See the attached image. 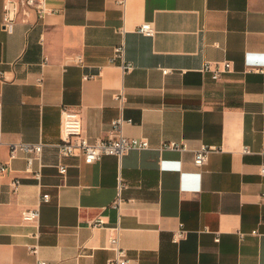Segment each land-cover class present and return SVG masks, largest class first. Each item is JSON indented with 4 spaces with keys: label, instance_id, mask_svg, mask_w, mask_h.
<instances>
[{
    "label": "crops",
    "instance_id": "crops-1",
    "mask_svg": "<svg viewBox=\"0 0 264 264\" xmlns=\"http://www.w3.org/2000/svg\"><path fill=\"white\" fill-rule=\"evenodd\" d=\"M3 2L0 264H109L116 226L133 264H264V0H46L52 12L23 8L11 31ZM121 43L127 71L111 60ZM205 61L231 66L213 78ZM63 104L90 139L117 135L121 116V132L149 146L92 163L61 155ZM168 140L186 149H161ZM17 142L43 143L40 179L22 152L9 157ZM201 144L219 149L197 167Z\"/></svg>",
    "mask_w": 264,
    "mask_h": 264
},
{
    "label": "built area",
    "instance_id": "built-area-1",
    "mask_svg": "<svg viewBox=\"0 0 264 264\" xmlns=\"http://www.w3.org/2000/svg\"><path fill=\"white\" fill-rule=\"evenodd\" d=\"M116 3L121 6H125L126 0H115ZM28 8L35 11L38 18L43 17L45 14L52 12L46 5V0H4L3 2V15H2V26L5 30L11 31L13 24L16 21L18 13L23 9ZM138 29L146 35L154 36L156 30L151 21H144L139 26ZM125 47L124 43L118 44L113 48V53L111 60L119 58L122 62L123 70L127 71L133 66L130 62L125 60ZM74 61L77 64H83V58L80 54L74 56ZM231 63L229 61H223L221 65L216 62L215 66L211 61H205L202 67L203 71H210L213 78H218L222 71H226L230 68ZM164 73L169 72V68H163ZM85 78L89 77L84 75ZM38 81L41 80L40 77L37 78ZM118 99L122 100V94L116 96ZM2 106V101L0 99V109ZM123 117H118L112 120V126L118 131L115 136L103 138L96 137L90 139L86 134H84L82 129V121L80 113L75 108L63 104L61 106V136L60 140L56 143L58 151L61 155H81L84 162L92 163L104 155H116L119 158L129 151L130 149H144L149 146V141L144 137L129 136L121 132V126L124 122ZM43 148L42 142H17L13 143L9 147V157L12 159L17 156L19 152L25 155L27 169L33 172V175L40 179L41 177V163L37 168L33 167L35 161H38L41 157ZM160 148H171L176 150L186 149V144L183 142H178L176 140L164 141L160 144ZM217 146H209L207 144H201L194 153L193 163L197 167L204 166L209 158L211 152L218 150ZM244 152H249L250 149L247 146L243 147ZM8 169V164L1 163L0 171H5ZM58 170L60 173L66 172V167L63 164L58 165ZM260 172L264 174V162L260 164ZM21 181L18 177H14L11 181V186L13 190H16L20 185ZM124 184L121 177H119L118 182V196L116 202L120 201V192ZM262 197H264V192H262ZM50 198L49 193H43L41 196L42 201H48ZM39 217V208H27L22 211V218L27 221H35ZM182 231L176 234V236H181ZM108 242L114 250V256L110 259L109 264H133L131 258L127 252V249L120 244L119 240V226L115 227V232L108 237ZM31 251H36L35 247H30ZM29 264H48L44 259H37Z\"/></svg>",
    "mask_w": 264,
    "mask_h": 264
}]
</instances>
